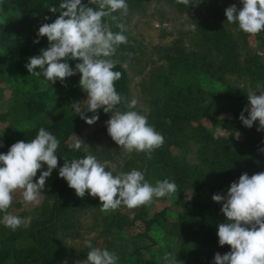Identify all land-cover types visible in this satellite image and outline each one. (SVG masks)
Instances as JSON below:
<instances>
[{
    "label": "rangeland",
    "instance_id": "1",
    "mask_svg": "<svg viewBox=\"0 0 264 264\" xmlns=\"http://www.w3.org/2000/svg\"><path fill=\"white\" fill-rule=\"evenodd\" d=\"M3 2L0 0V25L12 14L3 12ZM247 3L249 10H245ZM104 4L108 25L95 32L87 49L72 51L69 58L77 64L122 65L128 92L121 112L136 110L138 115L129 123L119 114L93 121L66 142L87 154L91 165L86 175L73 182L68 183L70 169L67 172L55 165L42 166L37 177L34 172L31 180L21 181L15 171V155L0 152V254L12 248L34 249L38 234L46 236L55 230L68 250L60 264H264V245L249 247L242 232L243 226L255 225L254 210L262 207L259 188L249 187L248 200L247 195L232 200L215 190L200 191L201 202L211 206L202 214L215 226H191L186 214L191 210L195 183H185L178 192L179 174L174 169L181 162L192 170L200 163V153L213 159L216 152L191 135L177 148L166 142V135L147 126L151 102L183 85L211 106L212 118L205 116L203 127L214 138H227L230 133L218 122L234 118L219 112L214 101L229 86L235 95L243 96L237 101L251 128L264 130V80L253 78L259 67L251 65L253 73L248 72L255 57L264 67V10L259 0H184L182 11L178 0H104ZM214 14L234 34L240 66L230 71L215 67L213 72L222 81L204 73L194 78L183 68L173 72L167 56L175 54L178 42L187 52L201 51L196 27L202 20L214 22ZM16 38H0V137L51 126L57 119L71 118L108 100L111 87L105 79H56L46 76L45 70L25 69ZM26 43L27 39L20 47L25 48ZM243 138V132H236L234 140L240 144H231V148L240 147ZM62 186L66 188L63 195ZM99 188H109L114 195L96 190ZM55 201L59 206L53 224ZM163 209L165 218H159L142 238L144 222ZM138 241L145 245L139 253L135 250ZM4 264L48 263L9 259Z\"/></svg>",
    "mask_w": 264,
    "mask_h": 264
},
{
    "label": "trees",
    "instance_id": "2",
    "mask_svg": "<svg viewBox=\"0 0 264 264\" xmlns=\"http://www.w3.org/2000/svg\"><path fill=\"white\" fill-rule=\"evenodd\" d=\"M178 3L182 11L184 0H178ZM104 6V0H4L3 2V12L10 14L12 12V14L4 24L0 25V38L4 35L9 38L19 37L15 41L19 51L22 52V65L25 69L33 72L45 70L46 76L51 75L56 79L60 77H71L73 80L105 79L111 87L106 102L92 105L71 118L57 119L51 126L42 129L0 137V152L9 151L15 155V171L19 180L23 179L27 182L31 180L32 173L36 172L37 177L42 166L51 165L61 166L67 172L70 169L68 183L86 175L91 168L89 157L83 151L66 145V142L80 134L93 121L119 114L123 121L129 123L138 115L136 110L126 111L124 114L121 112L128 92V77L122 65L116 62L105 64L100 61L77 64V61L69 58V53L72 51L87 49L94 40L95 32L108 25ZM259 6L264 10V0H259ZM250 7L247 3L245 10H249ZM213 16L214 22L202 20L196 27V35H198L196 41L198 46H203L201 51L187 52L182 47V43L178 42L175 54L167 56L170 68L174 69L173 72L183 68L186 74L194 78L204 73L222 81V78L216 77L213 72L215 67L218 70L230 71L240 66L238 43L234 34L226 30L221 19H218V14ZM49 26L53 27L48 33H41L43 30L47 32ZM34 32L37 33L35 37H27ZM26 39L25 48H21L22 42ZM251 65L259 67L258 76L253 78L257 81L264 80V67L259 58L252 59L248 67L250 74L253 73ZM242 98L243 96L235 95L228 86L220 99L214 101L219 107V112L231 113L234 118L231 121L226 120L224 124L218 122L222 129L230 133L227 138H214L211 131L203 127V118L205 116L212 118L211 106L204 104L202 98H197L191 87L183 85L169 89L163 98L151 102L147 126L150 131H159L166 135V142L177 148L186 144L191 135L200 137L198 141L209 143L216 152L213 159L204 158L203 153H200V163L192 167V170L181 162L180 164L177 162L174 169L179 174L178 192L183 190L185 183H195L190 201L191 210L186 214L191 226L206 223L209 227L215 226V223L202 214L203 210L211 206L201 202L200 191L207 193L215 190L224 193L232 200L234 197L240 199L247 195L248 200L249 187L259 188L258 200L261 201L262 207L257 208V211L254 210L255 225L249 228L243 226L242 229L244 236L249 240V247L254 248L257 245H264V177L258 175L261 173L264 176V130L251 128V122L248 121L250 119L241 112L237 101ZM193 123L197 124L196 128L191 127ZM238 131L243 132L242 143L240 147L231 148V144L235 146L240 144L234 140V134ZM65 189V186L61 187L62 195ZM96 190H105L106 194L114 195L109 188ZM52 206L51 222L54 224L56 219L54 213L58 212L59 205L55 201ZM165 213L166 210L163 209L144 222L145 233L142 234V238L147 236L152 225L158 223L159 218H165ZM181 220L184 221V218ZM117 224L119 227L123 226L121 221H117ZM141 248H145V245L138 241L135 250L139 253ZM67 252V247L57 237L55 230H52L51 234L46 236L42 234L36 236L34 249L25 252L13 248L3 251L0 254V264L6 263L9 259L18 263L32 261L60 264V261L67 256Z\"/></svg>",
    "mask_w": 264,
    "mask_h": 264
}]
</instances>
